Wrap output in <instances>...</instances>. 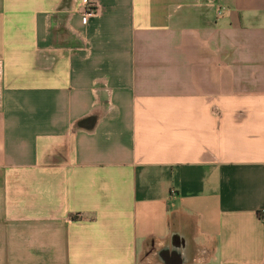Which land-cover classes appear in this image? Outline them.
<instances>
[{
  "label": "crops",
  "instance_id": "0c3cea01",
  "mask_svg": "<svg viewBox=\"0 0 264 264\" xmlns=\"http://www.w3.org/2000/svg\"><path fill=\"white\" fill-rule=\"evenodd\" d=\"M0 264H264V0H0Z\"/></svg>",
  "mask_w": 264,
  "mask_h": 264
},
{
  "label": "built area",
  "instance_id": "2783aa9c",
  "mask_svg": "<svg viewBox=\"0 0 264 264\" xmlns=\"http://www.w3.org/2000/svg\"><path fill=\"white\" fill-rule=\"evenodd\" d=\"M222 11H223V8H218L217 9V13H218V15H220L221 13H222ZM89 14V13H88Z\"/></svg>",
  "mask_w": 264,
  "mask_h": 264
}]
</instances>
